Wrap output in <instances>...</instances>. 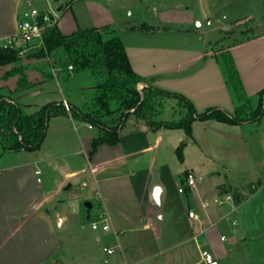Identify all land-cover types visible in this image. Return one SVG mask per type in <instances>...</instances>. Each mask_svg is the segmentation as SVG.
<instances>
[{
	"label": "crops",
	"instance_id": "1",
	"mask_svg": "<svg viewBox=\"0 0 264 264\" xmlns=\"http://www.w3.org/2000/svg\"><path fill=\"white\" fill-rule=\"evenodd\" d=\"M204 4L202 26L197 14L204 9L195 0H72L56 26L70 34L78 28L108 25L120 38L132 69L153 86L183 94L197 111L213 105L233 111L215 55L229 51L244 92L253 95L264 86V27L247 28L250 33L244 37L239 36L246 30H238L239 35L226 43L211 38L212 24L205 21L214 3L205 0ZM27 5V0H0V40L15 31L17 15ZM243 18L241 13L235 16L236 21ZM194 22L196 27H190ZM225 26L216 25L213 30ZM214 42L216 47L211 46ZM29 52L21 54L18 62L0 65L1 94L12 98L22 111L24 106L33 112L60 100L80 108L90 105L97 78L89 69L75 71L52 58L27 56ZM14 67L23 69L25 86H17L18 73L5 76ZM170 98L161 101L155 117ZM166 130L171 129H153L129 115L117 141L98 144L89 156L97 128L70 114L50 117L34 153L0 162V264H68L71 255L74 264H201L194 234L219 254L216 230H204L203 220L190 218L187 211L193 209L195 196L200 202V193H212L211 187L203 192L201 178L220 173L206 162L215 156L220 162L228 160L230 156L221 155L220 148L231 151L229 147L235 146L238 153V144L243 147L240 124L196 119L183 143L180 133L174 136ZM178 145L182 159L173 156ZM35 169L41 173L35 174ZM187 171L197 174L198 184L179 192ZM255 181L253 193L264 189L262 178ZM155 185L160 187L159 204L152 196ZM235 188L244 192L242 184ZM219 189L227 191L226 186ZM232 195L233 204L226 203L224 212H210L215 223L239 211L237 206L245 199L237 202ZM103 217L110 229L94 232L90 223ZM202 218L211 225L208 214ZM230 223L239 225L234 218ZM246 233L247 227L240 224L230 236L232 242L245 240ZM105 247H113L112 253Z\"/></svg>",
	"mask_w": 264,
	"mask_h": 264
},
{
	"label": "trees",
	"instance_id": "2",
	"mask_svg": "<svg viewBox=\"0 0 264 264\" xmlns=\"http://www.w3.org/2000/svg\"><path fill=\"white\" fill-rule=\"evenodd\" d=\"M45 49L29 52L37 58L61 52V65H72L75 71L89 69L97 78L95 94L88 107L80 108L63 101L48 102L31 113H24L12 98L0 93V145L4 150H35L45 136L48 120L52 116L68 115L94 126L98 134L91 141L89 156L102 142L114 143L118 132L129 115L142 120L153 129L182 128L190 136L193 120L214 119L230 124H242L258 120L264 104V87L258 91V103L252 106L246 96L238 71L228 50L219 51L215 58L220 64L226 83L234 95L233 111L213 105L197 111L183 94L153 86L147 78L136 73L129 61L124 46L108 25L78 28L63 34L56 25L48 27L43 34ZM22 55L19 48L0 47V65L18 62ZM18 73L17 86L26 85L21 67H14L5 76ZM175 98L182 107V116L177 120H156L162 98ZM115 103V107H112ZM177 156L182 159L181 147ZM238 201V197L234 194Z\"/></svg>",
	"mask_w": 264,
	"mask_h": 264
},
{
	"label": "rangeland",
	"instance_id": "3",
	"mask_svg": "<svg viewBox=\"0 0 264 264\" xmlns=\"http://www.w3.org/2000/svg\"><path fill=\"white\" fill-rule=\"evenodd\" d=\"M222 0H213L214 7L211 8V12L209 14L210 19L212 20V25L210 26L212 33L210 37L215 38H222L223 42H228L229 39L233 40L235 37L234 35H239L240 30H246L247 28H252L254 30H258V28H263V25H258V23H264V1L263 0H225L224 4L220 5L219 2ZM205 0H195V3L203 7ZM128 10V9H127ZM243 14L244 21L242 23H237L235 20V16H239ZM206 16L205 9L204 12L200 10L197 14V18L202 22V26H204V18ZM242 20V19H240ZM61 23V27H63ZM225 24V28L221 30H213L214 27L217 25ZM189 26L196 27V23H190ZM201 26V28H203ZM249 30H246L244 34H240L239 37L247 36ZM229 36V37H228ZM233 37V38H232ZM218 45L217 42L211 43L212 47H216ZM47 58H52L54 60H58V58L62 57L61 52H52ZM64 59V57H62ZM219 64V63H218ZM220 65V64H219ZM68 68V66H67ZM69 69V68H68ZM74 69V68H73ZM222 71V68L220 66ZM222 75L224 78V82L226 84L227 90L229 92L230 99L235 102L234 95L230 90L228 84L226 83L224 73L222 71ZM264 87V86H263ZM262 87V88H263ZM261 88V89H262ZM259 89L258 91H260ZM258 91L253 95L246 96L249 97L252 106H256L258 103ZM162 98L160 100L159 107L162 104ZM39 102L40 99L35 100ZM166 104L164 105L161 112L155 117V119H162V120H177L180 118L181 114L177 111V108H180L179 104L177 105L175 99H167ZM177 105L175 108L171 107L170 105ZM112 107H115V103H112ZM158 107V110H159ZM26 112H31L32 107L24 106L23 109ZM23 111V112H24ZM241 130L244 136V144H238V153L235 146L229 147L231 151L228 149L224 151V149H219L221 155H226V157L230 156L229 159L222 161L216 160V156L214 157V161L206 162L207 165H211L213 170H219V174H214L212 176L201 178L202 183V190L204 192L207 190L206 193L209 192L211 187L212 193L209 195H205L200 193V199L206 200L208 202L207 207V214L211 220V225L203 218V228L205 230L206 227H209V230H216L214 235V240L216 244H218V248L220 249L219 254H214V257L217 259L218 264H264V189L259 188L254 193L251 192L254 189L256 184L257 177L259 176L262 178L264 182V104L262 109V115L258 120L248 121L240 124ZM168 129V128H167ZM171 130L166 131H173V135L177 136V133H180L181 142L185 140L187 135L185 134L182 128H169ZM184 133V134H182ZM172 135V134H169ZM180 142V143H181ZM231 143H229L230 145ZM180 145V144H179ZM177 146L174 155L177 158V149L180 146ZM222 147H227L226 145H222ZM243 148V149H242ZM236 149V150H235ZM230 151V152H229ZM34 150H22L18 151H7L0 147V162L2 160H13L14 158L18 157H25L26 155H30L34 153ZM82 156V154H79ZM220 157V156H219ZM219 163H223L219 164ZM259 169H262L259 171ZM196 171V170H194ZM262 172V173H261ZM197 175L195 172H193ZM261 173V174H260ZM57 175V172L54 175ZM205 178L207 180H205ZM209 182V183H208ZM237 184H242L244 188V192H236ZM254 185V186H252ZM220 186H226L227 191L220 190ZM231 186V188H230ZM237 195L238 201H244L240 203L237 207L239 211L235 210V213L228 217L227 219L220 220L215 223V218L211 217V211H216L219 213L224 212V207L227 205L226 203L217 204L214 199L223 200L227 193H231ZM247 197V198H246ZM216 200V201H217ZM237 201V202H238ZM84 207V205H82ZM193 208L197 211L202 213V209L200 207L199 200L195 196V201L193 204ZM243 210V212H242ZM238 217H235L237 216ZM234 218L239 225H232L230 222ZM213 222V225H212ZM244 224L247 227V237L245 240L238 238V240L232 242L231 235L232 233L236 234V230L239 228L240 224ZM100 232L101 229L94 230V232ZM222 234L226 237L225 240H219V235ZM212 239V238H211ZM210 242V241H209ZM208 249L212 252V247L209 243L206 245ZM57 257L60 258L59 252L57 253ZM68 264H74L75 260L71 255L70 260L67 262Z\"/></svg>",
	"mask_w": 264,
	"mask_h": 264
},
{
	"label": "built area",
	"instance_id": "4",
	"mask_svg": "<svg viewBox=\"0 0 264 264\" xmlns=\"http://www.w3.org/2000/svg\"><path fill=\"white\" fill-rule=\"evenodd\" d=\"M28 1V5L23 9L16 18L15 31L0 40V47H16L19 48V53L23 54L26 51H33L37 49H45L43 42V34L48 27L56 25L60 14L69 7L72 0H43L42 6L33 5ZM205 23L207 25L212 24V20L207 18ZM69 69H72V65H68ZM63 104L66 109H68V103L63 100ZM93 168H91L92 170ZM35 174L39 175L41 173L40 169H35ZM40 181V177H37ZM198 184V178L192 171H187L185 173L184 185L178 187V191L182 192L184 188L194 189ZM217 204L221 203H231L233 204V195L227 193L222 200L214 199ZM217 200V201H216ZM200 207L202 213L197 212L194 208H190L187 214L190 218L197 221H201L203 216L207 217V207L208 202L206 200H200ZM92 229H101L102 231H108L110 225L108 223L107 217L92 221L90 223ZM203 232V230H202ZM116 235H120V231L115 232ZM192 239L196 243L199 249L201 264H218L217 259L214 257L213 253L204 246V241L199 239L198 234L192 235ZM225 236L221 235L220 240H224ZM107 253H112L113 247L104 248Z\"/></svg>",
	"mask_w": 264,
	"mask_h": 264
},
{
	"label": "water",
	"instance_id": "5",
	"mask_svg": "<svg viewBox=\"0 0 264 264\" xmlns=\"http://www.w3.org/2000/svg\"><path fill=\"white\" fill-rule=\"evenodd\" d=\"M244 21V19H242V20H239V21H237L238 23H242ZM188 139V137H186L185 138V140H187ZM157 190H160V187L158 186V185H155L154 187H153V191H152V196H153V198H154V200L156 201L157 199L159 200V192L160 191H157Z\"/></svg>",
	"mask_w": 264,
	"mask_h": 264
},
{
	"label": "clouds",
	"instance_id": "6",
	"mask_svg": "<svg viewBox=\"0 0 264 264\" xmlns=\"http://www.w3.org/2000/svg\"><path fill=\"white\" fill-rule=\"evenodd\" d=\"M158 191H160V190H158ZM156 203L159 204V200L158 199L156 200Z\"/></svg>",
	"mask_w": 264,
	"mask_h": 264
},
{
	"label": "snow or ice",
	"instance_id": "7",
	"mask_svg": "<svg viewBox=\"0 0 264 264\" xmlns=\"http://www.w3.org/2000/svg\"><path fill=\"white\" fill-rule=\"evenodd\" d=\"M158 191V190H157Z\"/></svg>",
	"mask_w": 264,
	"mask_h": 264
}]
</instances>
